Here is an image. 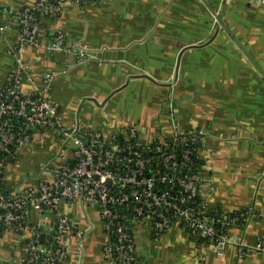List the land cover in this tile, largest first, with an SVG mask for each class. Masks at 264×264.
Returning <instances> with one entry per match:
<instances>
[{"label":"crops","instance_id":"obj_1","mask_svg":"<svg viewBox=\"0 0 264 264\" xmlns=\"http://www.w3.org/2000/svg\"><path fill=\"white\" fill-rule=\"evenodd\" d=\"M33 1L0 0V89L17 69L11 52L18 39L16 12ZM42 30L43 39L62 33L69 49L83 43L96 50L95 59L78 63L70 52L27 46L23 93L53 76L50 95L61 120L79 122L84 131L105 138L135 125L148 140L158 124L169 134L172 121L184 130H205L208 137L198 148L204 200L223 211L253 206L258 215L247 227L230 231L245 245L243 253L227 247L216 254L179 229L163 235L140 230L141 263L264 264V0L69 1L57 17L43 20ZM166 104L172 105L171 114L163 111ZM59 150L56 132L37 133L5 167V188L48 180L44 168ZM30 154L42 156L31 178L15 168ZM77 217L84 227L87 218ZM94 233L82 250H71L69 264H105L104 236ZM22 246L14 233L4 234L0 264H24Z\"/></svg>","mask_w":264,"mask_h":264},{"label":"built area","instance_id":"obj_2","mask_svg":"<svg viewBox=\"0 0 264 264\" xmlns=\"http://www.w3.org/2000/svg\"><path fill=\"white\" fill-rule=\"evenodd\" d=\"M69 1L95 2L34 0L16 12L18 39L11 52L17 69L8 81L11 87L0 89V121L5 118L0 123V171L14 156L10 149L30 144L37 132H56L61 150L44 168L48 180L21 189H0V238L10 232L23 242L24 264H69L71 250H82L85 239L95 232L88 219L94 211L104 236L105 264H142L137 245L140 230L163 235L179 229L216 254L227 247L245 252L242 240L230 231L247 227L258 215L249 206L239 212L221 210L223 217L217 219L219 209L204 200L206 180L196 159L199 145L208 137L205 130H184L172 121L169 134L158 124L148 140L135 125L105 138L84 131L79 122L67 125L61 120L50 95L53 76H46L42 87L23 93L22 52L27 46L70 52L78 63L95 59L96 50L83 43L67 48L60 32L41 36L43 20L56 17ZM163 111L171 114L172 105L166 104ZM11 118L22 121L16 131L3 129ZM76 212L87 218L84 227L77 223Z\"/></svg>","mask_w":264,"mask_h":264},{"label":"rangeland","instance_id":"obj_3","mask_svg":"<svg viewBox=\"0 0 264 264\" xmlns=\"http://www.w3.org/2000/svg\"><path fill=\"white\" fill-rule=\"evenodd\" d=\"M41 154H36V155H31L30 156L28 155L27 157H25L22 161H20L16 166V170H17V173H19L21 171V173L25 174V175H29V177L31 178V175L30 174H34V172H39V169L40 167L38 166V164L40 163L41 160ZM44 160V159H43ZM24 179L26 178L27 179V176L23 177ZM76 215H80V212L77 213L76 212ZM91 216L93 218V221L94 223L96 224V236L98 237V233L101 232V229H100V225H99V222H98V215L96 212L94 213H91ZM94 233V234H95ZM103 240H99V245L103 244L102 242Z\"/></svg>","mask_w":264,"mask_h":264},{"label":"trees","instance_id":"obj_4","mask_svg":"<svg viewBox=\"0 0 264 264\" xmlns=\"http://www.w3.org/2000/svg\"><path fill=\"white\" fill-rule=\"evenodd\" d=\"M57 17V16H56ZM55 17H53V18H51V19H49V20H52V19H54ZM13 83L12 82H8L7 84H6V86L5 87H3V89H5L6 87L7 88H9V87H11V85H12ZM4 123L5 122V118H2L1 119V121H0V123ZM22 125V121L21 120H18V119H16V118H11V119H9V123L7 124V126H5V128L3 127V129L4 130H9V131H13V130H15V129H17L18 127H20ZM16 131V130H15ZM36 132V131H35ZM37 133H39V132H37ZM200 146V145H199ZM10 151L11 152H13L14 154H15V152H16V150H14V148H11L10 149ZM196 162H197V165H199V167H203L202 166V162H201V160L197 157V159H196ZM10 162L9 161H5V167L9 164ZM196 165V166H197ZM5 167H4V169H5ZM198 167V166H197ZM4 169H2L1 171H0V189L1 190H4V191H6L7 189L5 188V186H4V184H3V182H2V179H3V172H4ZM218 212V214H217V219H222V217H223V213H222V211L221 210H219V211H217Z\"/></svg>","mask_w":264,"mask_h":264},{"label":"water","instance_id":"obj_5","mask_svg":"<svg viewBox=\"0 0 264 264\" xmlns=\"http://www.w3.org/2000/svg\"><path fill=\"white\" fill-rule=\"evenodd\" d=\"M221 24H223V23L221 22ZM190 47H196V46H195V45H191ZM10 160H12V159L10 158L9 161H10Z\"/></svg>","mask_w":264,"mask_h":264}]
</instances>
